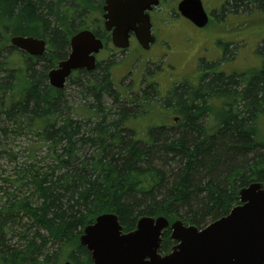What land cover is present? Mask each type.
I'll return each instance as SVG.
<instances>
[{"label": "trees", "instance_id": "obj_1", "mask_svg": "<svg viewBox=\"0 0 264 264\" xmlns=\"http://www.w3.org/2000/svg\"><path fill=\"white\" fill-rule=\"evenodd\" d=\"M100 1L0 0L1 118L21 123L38 138L26 151L46 148L50 160L45 170L30 167L15 179L27 180L32 199L12 197L0 209V264H53L57 252L71 264H92L79 237L99 215H116L124 233L141 217L202 229L239 204L240 189L264 185V41L257 69L227 74L217 71L219 62L202 59L197 84H173L163 98L149 85L124 99L111 64L69 78L80 104L46 86L47 72L66 58L72 35L91 30L100 36ZM224 1L222 12L255 9L264 16V0ZM16 36L45 41L47 53L37 58L18 51L9 42ZM225 48L224 63L230 55ZM12 51L21 57L16 66ZM146 110L149 123L130 126ZM172 115L177 122L169 121ZM19 214L35 231L23 247L9 246L6 224ZM169 234L163 232L161 254L174 244ZM48 244L56 249L52 255L43 253Z\"/></svg>", "mask_w": 264, "mask_h": 264}, {"label": "water", "instance_id": "obj_2", "mask_svg": "<svg viewBox=\"0 0 264 264\" xmlns=\"http://www.w3.org/2000/svg\"><path fill=\"white\" fill-rule=\"evenodd\" d=\"M156 5L158 0H106L104 26L112 30L113 45L126 49L132 31L148 50L154 38L146 12ZM177 8L198 28L208 22L200 0H182ZM10 43L31 56L40 57L45 51L44 42L32 38L14 37ZM102 47L90 31L74 34L68 57L48 73L50 86L62 90L72 72L93 71L95 55ZM166 229L175 244L169 254L161 255L158 251ZM79 243L93 264H264V185L251 183L240 189L239 204L202 229L180 220L169 225L163 217H141L133 231L124 233L116 215L102 214L84 228Z\"/></svg>", "mask_w": 264, "mask_h": 264}, {"label": "rangeland", "instance_id": "obj_3", "mask_svg": "<svg viewBox=\"0 0 264 264\" xmlns=\"http://www.w3.org/2000/svg\"><path fill=\"white\" fill-rule=\"evenodd\" d=\"M167 1L165 6H169V11L178 2V0ZM202 2L211 15V23L201 31L200 29H193L189 24L186 25L185 23L176 24L174 31H170V29L159 31L168 40L166 38L157 40V45H155L157 48L153 49L149 56L148 54L143 55L142 51L137 50L135 47H132L123 55H115L110 52L105 57V51L99 53L98 60L101 64L112 65L111 75L113 82L116 88L123 93L124 99L133 98L135 97L134 95L136 97L140 96L137 95V92L145 91L149 85L154 86L160 97L163 98L166 97L169 89L174 86L173 84L183 83V81H188L189 84H197L195 73L198 71V64L202 58L210 63L219 62L220 65L217 71L223 70L227 74L233 72L242 73L249 69H257L260 66L261 61L259 55H257V48L262 46L264 41L263 14L255 9L250 12H222L223 2L221 0H202ZM100 3V9L96 13L98 18L100 17L104 0H101ZM173 15L171 16L173 17ZM157 16L153 17L155 33H158V25L164 23L170 26L176 21L169 18L170 16H165L163 17L164 22H161L160 16ZM167 31L168 33L166 34ZM219 43L224 45L220 46ZM226 46L230 55H225L226 62L224 63L221 60H224L222 56L223 49H226ZM221 51L222 55H220ZM11 55L10 60L16 66L21 57L16 51H12ZM140 76L142 81L139 83L138 79ZM71 80L75 81V78ZM64 93L67 97H78V99L74 98L73 104H80L79 95L75 93L74 86L69 82H67ZM149 98L152 99L153 97L150 96ZM150 104L153 105L152 103ZM128 109L133 111L132 114L137 111L132 105ZM162 112L164 113V111ZM145 113V117L138 121L136 120V123L130 124L129 122L130 126L136 129L146 126L151 119L150 111L147 112L146 110ZM174 117L176 115L170 116L169 121L172 122ZM161 120H164L162 116ZM260 126L263 133L261 135L264 138V121H262ZM37 141L38 138L24 129L21 123L13 124L5 119L3 120L0 114V209L12 197H27L29 192L27 180L23 179L16 183L17 175L24 177V173H27L30 167L45 170L49 165L50 160L47 158L46 148H40L35 154L26 151L28 146L31 148V146L37 145ZM39 145H43V143H39ZM28 197L32 199L31 194ZM21 217V214H19L6 224L9 230H7L6 235L3 234V240L9 246L17 245L23 247L27 242L25 239L29 240L33 237L35 230L29 228L28 221L21 219ZM25 236L26 238H23ZM54 249L51 244H48L44 248L43 253L52 255L56 250ZM60 255L61 253L58 255L57 252L52 257L53 264H62L64 259ZM57 257L59 258L56 259Z\"/></svg>", "mask_w": 264, "mask_h": 264}, {"label": "flooded vegetation", "instance_id": "obj_4", "mask_svg": "<svg viewBox=\"0 0 264 264\" xmlns=\"http://www.w3.org/2000/svg\"><path fill=\"white\" fill-rule=\"evenodd\" d=\"M105 1V0H104ZM165 3H167V0H160V5L157 7V8H153V10L152 11H150L149 12V17H150V22H151V26H152V30H151V32H152V35L154 36V38H155V42H154V44H152L150 47H149V49H148V51H147V53H150L151 51H153V49H155V48H157V47H155V45H157V40H161L162 38H166V37H164L163 36V34H161L159 31H162V30H169L170 29V31H174V27H175V25L176 24H179V25H181L182 23H187V24H189V25H191L188 21H186V20H184L179 14H176L175 13V10L174 9H171V11H169V6H165ZM103 6H104V3H103ZM103 6L101 7V12H100V17L98 18V22H99V24H100V36L98 37V39L103 43V50L102 51H105V57H107L108 55H109V53L110 52H112L113 54H115V55H123L126 51H128L129 49H132V47H135L137 50L139 49V50H141L140 49V46H138V44H137V42H136V38H135V35L132 33V32H130L129 33V47H128V49L127 50H120V49H116V48H114L113 46H112V43H111V40H110V35H111V31H106L105 30V28H104V21H103V19H102V16H103ZM163 10V11H162ZM172 14H174L173 15V17H174V20H176V21H174V23L172 24V25H170V26H167V25H165L164 23H162V25L163 26H165V27H167V28H164L162 25H158L159 27H158V33H155L154 32V29H155V23H154V21H153V17H156L157 15H159L160 16V19H161V22H164L163 20V17H165V16H167V17H169V16H171ZM158 17V16H157ZM179 22V23H178ZM178 25V26H179ZM192 26V25H191ZM89 31H91V30H89ZM92 32V31H91ZM168 33V31L166 32V34ZM167 39V38H166ZM168 40V39H167ZM19 51V50H18ZM101 51V52H102ZM142 51V50H141ZM69 53V52H68ZM67 56H68V54H67ZM67 56H66V58H67ZM40 57H43V56H40ZM40 57H37V58H40ZM65 58V59H66ZM99 58H98V56H96V62H97V65H99V64H101L100 62H99V60H98ZM62 60H64V59H62ZM58 61H61V60H57V62ZM56 66V65H55ZM55 66H54V68H55ZM53 68L51 67L50 69H49V71L50 70H52ZM49 71L47 72V75H48V73H49ZM47 75H46V86H48L49 85V82H48V78H47ZM142 81V78H141V76L139 77V79H138V82L140 83Z\"/></svg>", "mask_w": 264, "mask_h": 264}, {"label": "bare ground", "instance_id": "obj_5", "mask_svg": "<svg viewBox=\"0 0 264 264\" xmlns=\"http://www.w3.org/2000/svg\"><path fill=\"white\" fill-rule=\"evenodd\" d=\"M105 5H106V0L104 1V6H103V9H104V7H105ZM103 12H104V10H103ZM83 31H89V30H83ZM80 32H82V31H79L78 33H80ZM91 32V31H90ZM78 33H76V34H78ZM92 33V32H91ZM73 36V35H72ZM71 36V37H72ZM16 37H22V36H16ZM12 38H14V37H11L10 38V40L12 39ZM23 38H32V37H23ZM32 39H36V38H32ZM36 40H40V39H36ZM40 41H43V40H40ZM10 42V41H9ZM44 42V46H45V50H46V43H45V41H43ZM10 45H11V43H10ZM12 46V45H11ZM13 47V46H12ZM15 48V47H14ZM15 49H17V48H15ZM17 50H19V49H17ZM20 52H23V53H25L26 55H28V56H31V55H29V54H27L26 52H24V51H21V50H19ZM31 57H37V56H31Z\"/></svg>", "mask_w": 264, "mask_h": 264}]
</instances>
